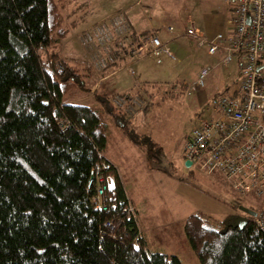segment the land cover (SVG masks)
Instances as JSON below:
<instances>
[{"label":"trees","instance_id":"obj_1","mask_svg":"<svg viewBox=\"0 0 264 264\" xmlns=\"http://www.w3.org/2000/svg\"><path fill=\"white\" fill-rule=\"evenodd\" d=\"M66 4L0 0V264H181L147 248L136 216L124 212L132 204L117 171L103 155L111 127L146 150L128 115L105 93H92L89 105L65 98L87 76L59 53ZM101 162L111 165L105 175L113 179L101 196L105 209L92 203ZM234 204L242 205L237 197ZM238 217L196 211L184 218L198 264H264V234L248 215L242 228L234 226Z\"/></svg>","mask_w":264,"mask_h":264},{"label":"rangeland","instance_id":"obj_2","mask_svg":"<svg viewBox=\"0 0 264 264\" xmlns=\"http://www.w3.org/2000/svg\"><path fill=\"white\" fill-rule=\"evenodd\" d=\"M223 4V0H67L62 12L66 33L60 39L59 53L77 66L79 73L87 74L82 78L83 87L69 91L65 98L73 97L72 101L89 105L94 103L91 95L94 92L107 94L112 102L114 95L129 92L131 100H139V105L128 102L131 109L134 107L128 117L134 132L142 139L141 147L147 150L146 159L115 127L110 129L104 152L118 167L127 196L131 192L143 203L139 212L143 223L148 225L145 234L148 248L175 255L181 264H198L182 230L186 216L196 211L216 217L245 215L235 207V194L218 175L197 170L187 175L183 165L186 136L209 117L214 96L238 78L235 61L222 64L224 50L209 54L205 45L199 46L185 34V22L191 20L198 32L211 40L217 32L224 31L227 12ZM73 5L77 12L72 11ZM117 13L124 15L135 34L154 30L161 42L171 39L168 45L172 57L161 53L162 58L153 61L148 53L144 59L136 60L145 62L144 69L138 71L136 64L130 66L142 81L136 87L123 69L117 76L95 84L96 78L116 68L119 59L113 67L96 70L90 61L91 50L81 42V34ZM140 38L135 42L139 43ZM39 56L46 60L42 50ZM205 67L209 72L202 87L194 86L199 71ZM149 84H157L159 90ZM148 154H154L158 162L152 163ZM134 179L138 185L131 182ZM112 181L111 176L107 177L108 186ZM240 202L253 211L264 210V195H248Z\"/></svg>","mask_w":264,"mask_h":264},{"label":"built area","instance_id":"obj_3","mask_svg":"<svg viewBox=\"0 0 264 264\" xmlns=\"http://www.w3.org/2000/svg\"><path fill=\"white\" fill-rule=\"evenodd\" d=\"M227 12L223 33L217 32L207 40L191 20L185 22V34L206 46L209 54L224 50L221 63L232 60L237 65L238 78L217 93L210 115L203 119L183 144L184 161L197 170L218 175L239 199L248 195H264V0H223ZM171 31V27L167 28ZM81 42L91 50L90 61L96 70L113 67L123 56L138 58L144 54L164 53L172 57L168 42L156 36L139 37L135 42L124 15L117 13L106 22L94 25L81 34ZM118 63V62H117ZM208 68L199 71L194 86L202 87ZM132 74V71L130 72ZM137 83V82H136ZM130 94L114 95L113 104L127 115L131 114ZM135 105H139V100ZM111 165L101 162L95 166V195L92 203L101 204L102 194L109 188L105 172ZM124 212L135 217L132 205ZM253 221L264 234V210L255 211ZM111 227L110 223H106Z\"/></svg>","mask_w":264,"mask_h":264},{"label":"crops","instance_id":"obj_4","mask_svg":"<svg viewBox=\"0 0 264 264\" xmlns=\"http://www.w3.org/2000/svg\"><path fill=\"white\" fill-rule=\"evenodd\" d=\"M224 8V7H223ZM186 21V20H185ZM128 22V21H127ZM128 24H129V26H130V33H133V34H135L136 32L133 30V28H132V26L130 25V23L128 22ZM168 30V29H167ZM152 33H153V35L154 36H156L157 37V35H156V33H157V31L155 32L154 30L152 31ZM132 35V34H131ZM134 39H136L135 38V35H134V37H133ZM171 39H169L168 40V38L166 39V42H169ZM170 48V47H169ZM147 54V53H146ZM146 54H144V55H142V56H140V57H138V58H136L135 59V57H133V58H131V57H128V56H124L122 59H120V61L118 62V65L116 66V68H111L112 70H110L108 73H106L105 75H103V76H100V77H98V78H96V80H95V84H98L99 82H101L102 80H106V79H109L110 77H112V76H117V73L118 72H120L122 69L123 70H125V74H126V76H127V79L128 80H130L131 81V83H132V86L133 87H136V86H139L140 84H141V82L142 81H140L138 78L139 77H136V72H134L131 68H130V66L131 65H133V64H136V66H137V69H138V71H140V70H142V69H144V67H145V62H139V61H136V60H140V59H144V56L146 55ZM152 60L153 61H159L161 58H162V55L161 54H159V55H152ZM130 70L132 71V74L131 73H129L130 72ZM97 81H98V83H97ZM137 82V83H136ZM94 84V85H95ZM143 84H147V82H145L144 81V83ZM142 84V85H143ZM149 85H151V84H149ZM130 90H132V89H130ZM133 91H131V93H132ZM129 93V92H128ZM128 93H126V94H128ZM111 129V128H110ZM110 136V133H109V135H108V137ZM123 137V136H122ZM107 141H108V139H107ZM136 148V147H135ZM138 149V148H137ZM139 150V149H138ZM141 152H143V158H144V160L146 159V152L145 151H143V150H140ZM103 155L108 159V160H110L111 161V163L113 164V166L115 167V169H116V171H117V174H118V167L114 164V162L108 157V156H106L105 155V152L103 153ZM133 162H134V164L136 165V163H135V160H136V158L133 156ZM119 176V175H118ZM134 181V182H133ZM133 181H131L132 183H134V184H136V185H138V182H137V180L136 179H134ZM221 182L222 183H224L222 180H221ZM112 184H113V181H112V183H111V185L110 186H112ZM225 184V183H224ZM226 185V184H225ZM126 198L129 200V202L133 205V207H134V210H135V216H136V222H137V226H138V228L140 229V231H141V233H142V236H144V239H145V242H146V245H147V248H148V242H147V240H146V238H145V234H146V231H147V227H148V225H146L145 223H143V221L141 220V218H140V208H141V206L143 205V203H141V201L137 198V197H134V195H132L131 194V192L129 193V195L127 196V194H126ZM139 217V218H138ZM184 220V219H183ZM183 223V222H182ZM149 250H151V248H149ZM151 251H154V250H151ZM156 252H158V251H156ZM178 258V257H177Z\"/></svg>","mask_w":264,"mask_h":264},{"label":"water","instance_id":"obj_5","mask_svg":"<svg viewBox=\"0 0 264 264\" xmlns=\"http://www.w3.org/2000/svg\"><path fill=\"white\" fill-rule=\"evenodd\" d=\"M183 165L185 167H189L190 166V161L185 160ZM237 208H238V210L242 211L245 215H248V216H251V217L255 216V214H256L255 211H253V210H251V209H249L247 207H244L242 205H238ZM245 222H246V219L244 217L240 216V217H238L235 220L234 226H237L240 229L245 224Z\"/></svg>","mask_w":264,"mask_h":264},{"label":"flooded vegetation","instance_id":"obj_6","mask_svg":"<svg viewBox=\"0 0 264 264\" xmlns=\"http://www.w3.org/2000/svg\"><path fill=\"white\" fill-rule=\"evenodd\" d=\"M186 173V172H185Z\"/></svg>","mask_w":264,"mask_h":264}]
</instances>
